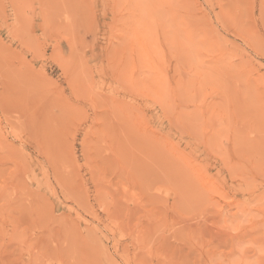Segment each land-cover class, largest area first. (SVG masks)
<instances>
[{"label": "rangeland", "instance_id": "rangeland-1", "mask_svg": "<svg viewBox=\"0 0 264 264\" xmlns=\"http://www.w3.org/2000/svg\"><path fill=\"white\" fill-rule=\"evenodd\" d=\"M0 264H264V0H0Z\"/></svg>", "mask_w": 264, "mask_h": 264}]
</instances>
